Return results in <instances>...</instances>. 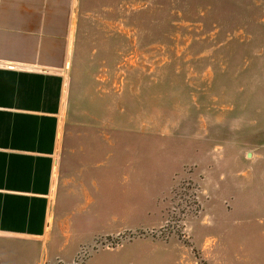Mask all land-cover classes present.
<instances>
[{
  "label": "rangeland",
  "instance_id": "obj_1",
  "mask_svg": "<svg viewBox=\"0 0 264 264\" xmlns=\"http://www.w3.org/2000/svg\"><path fill=\"white\" fill-rule=\"evenodd\" d=\"M73 23L60 135L112 180L98 233L0 235V264H264V0H79Z\"/></svg>",
  "mask_w": 264,
  "mask_h": 264
},
{
  "label": "crops",
  "instance_id": "obj_2",
  "mask_svg": "<svg viewBox=\"0 0 264 264\" xmlns=\"http://www.w3.org/2000/svg\"><path fill=\"white\" fill-rule=\"evenodd\" d=\"M78 3L0 0V235L47 247L79 235L64 255L98 233L87 229L112 182L94 143L62 146Z\"/></svg>",
  "mask_w": 264,
  "mask_h": 264
}]
</instances>
